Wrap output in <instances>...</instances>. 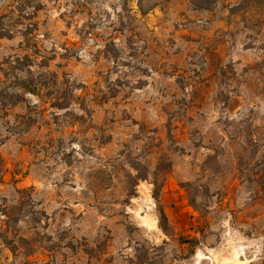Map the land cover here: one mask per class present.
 I'll use <instances>...</instances> for the list:
<instances>
[{
  "label": "rangeland",
  "instance_id": "1",
  "mask_svg": "<svg viewBox=\"0 0 264 264\" xmlns=\"http://www.w3.org/2000/svg\"><path fill=\"white\" fill-rule=\"evenodd\" d=\"M0 18V264H264V0Z\"/></svg>",
  "mask_w": 264,
  "mask_h": 264
},
{
  "label": "trees",
  "instance_id": "2",
  "mask_svg": "<svg viewBox=\"0 0 264 264\" xmlns=\"http://www.w3.org/2000/svg\"><path fill=\"white\" fill-rule=\"evenodd\" d=\"M191 1H192L193 6L197 8H203V9L209 8L214 3V0H191ZM24 33H27V29L24 30ZM3 36H10V32L6 28H3L2 23L0 21V37H3ZM153 197L155 200H157L156 185H155ZM161 216H163L162 213H161ZM189 241L193 243L194 240H189Z\"/></svg>",
  "mask_w": 264,
  "mask_h": 264
}]
</instances>
